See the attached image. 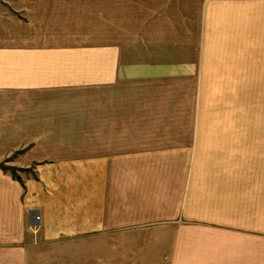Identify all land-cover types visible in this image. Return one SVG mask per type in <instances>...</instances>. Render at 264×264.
Masks as SVG:
<instances>
[{"label":"crops","instance_id":"obj_1","mask_svg":"<svg viewBox=\"0 0 264 264\" xmlns=\"http://www.w3.org/2000/svg\"><path fill=\"white\" fill-rule=\"evenodd\" d=\"M42 83L95 107L66 123ZM246 83L264 0H0V264H264V139L183 106Z\"/></svg>","mask_w":264,"mask_h":264},{"label":"rangeland","instance_id":"obj_2","mask_svg":"<svg viewBox=\"0 0 264 264\" xmlns=\"http://www.w3.org/2000/svg\"><path fill=\"white\" fill-rule=\"evenodd\" d=\"M249 79H255L249 77ZM28 85H25V88ZM185 94L183 106L187 114L191 113V109H199L201 119L206 122H215L212 119H217L215 114L218 112L224 114L226 120H230L232 124H243L248 126V144L249 150L253 153L260 145V138L264 139V83H246V84H232V85H184ZM27 90V89H24ZM35 91L36 87L29 91ZM43 95L47 97L48 92L54 93L52 100L46 98L41 99L39 108L47 109L52 103L56 106L59 102L64 103V106L72 109L68 115L65 116L66 123H79L81 120V113L83 111L90 112L95 107V84L84 83H42L38 89ZM63 93H70V100H63ZM191 93H194L196 100H193ZM215 95V96H213ZM24 97V96H23ZM212 97V98H211ZM211 98V99H210ZM194 101V102H193ZM24 107L31 108L29 100L24 97ZM198 102V105H196ZM169 106L178 107L176 102L168 103ZM212 117V118H210ZM31 116H25V123H30ZM57 120V121H56ZM60 120H62L60 118ZM209 120V121H208ZM61 121V122H63ZM54 122H58L55 119ZM259 129H262L259 131ZM263 136V137H262Z\"/></svg>","mask_w":264,"mask_h":264},{"label":"built area","instance_id":"obj_3","mask_svg":"<svg viewBox=\"0 0 264 264\" xmlns=\"http://www.w3.org/2000/svg\"><path fill=\"white\" fill-rule=\"evenodd\" d=\"M39 220V217H37V221Z\"/></svg>","mask_w":264,"mask_h":264}]
</instances>
